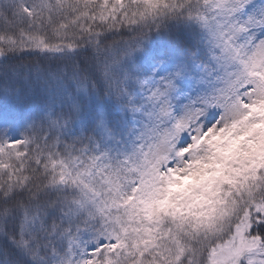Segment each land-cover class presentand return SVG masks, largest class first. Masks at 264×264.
<instances>
[{
  "label": "snow or ice",
  "instance_id": "obj_1",
  "mask_svg": "<svg viewBox=\"0 0 264 264\" xmlns=\"http://www.w3.org/2000/svg\"><path fill=\"white\" fill-rule=\"evenodd\" d=\"M0 264H264V0H0Z\"/></svg>",
  "mask_w": 264,
  "mask_h": 264
},
{
  "label": "trees",
  "instance_id": "obj_2",
  "mask_svg": "<svg viewBox=\"0 0 264 264\" xmlns=\"http://www.w3.org/2000/svg\"><path fill=\"white\" fill-rule=\"evenodd\" d=\"M34 61V58H25V60L24 61H16V63H25V64H27V63H30V62H33Z\"/></svg>",
  "mask_w": 264,
  "mask_h": 264
}]
</instances>
